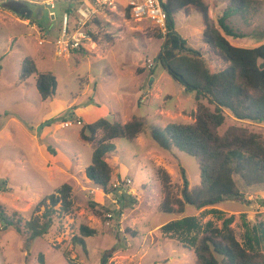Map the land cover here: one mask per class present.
<instances>
[{
    "label": "rangeland",
    "instance_id": "obj_1",
    "mask_svg": "<svg viewBox=\"0 0 264 264\" xmlns=\"http://www.w3.org/2000/svg\"><path fill=\"white\" fill-rule=\"evenodd\" d=\"M53 1L50 8L49 0H0V188H6L0 190V204L11 220H28L44 211V206L34 210L44 196L68 183L72 209L63 214L57 204L48 232L33 239L24 230L17 233L12 226L0 224V264H39V253L44 254L46 264H193V250L160 230L162 224L180 216L158 211L160 189L155 168L166 170L170 193L181 197V168L191 189L199 184L198 166L193 156L175 147L160 148L151 139L149 126L193 122L197 107L194 93L185 92L154 63L162 39L148 19L130 16L123 7L126 0H119L117 9H104L95 16L94 42L85 44L84 54L74 50L57 54L61 13L67 7L74 19L79 3ZM203 1L216 24L229 0ZM21 7L30 8L32 15H20ZM229 21L246 34L243 38L230 37L232 45L254 47L264 42V0H246L244 9ZM201 25V15L191 7L175 15V32L191 47L205 50ZM25 57L34 60L39 72L55 76L52 99L40 98L33 76L19 80ZM148 60L153 63L150 68ZM108 113L120 123L132 117L147 123L145 132L131 142L113 140L115 150L104 156L112 168L105 192L85 174L101 132L90 142L81 139L79 131L86 122ZM225 114L220 133L228 126L240 125L264 137V123L238 120L227 111ZM53 117L56 119L49 126L38 127ZM40 145L49 146L54 154H44ZM235 178L242 198L206 209L234 215L232 227L242 242L244 220L264 221V191L246 186L239 176ZM126 179L128 184L114 186ZM204 209L187 204L182 216L195 215L202 223L213 220L220 226L221 220ZM13 211L17 215H12ZM82 224L94 228L96 234L83 237L80 244L77 236Z\"/></svg>",
    "mask_w": 264,
    "mask_h": 264
},
{
    "label": "trees",
    "instance_id": "obj_2",
    "mask_svg": "<svg viewBox=\"0 0 264 264\" xmlns=\"http://www.w3.org/2000/svg\"><path fill=\"white\" fill-rule=\"evenodd\" d=\"M162 6L167 15V32L165 35L159 31L157 33L162 42L154 63L185 92L194 93L197 107L193 122H170L164 127L151 124L149 133L160 148L171 150L175 147L194 157L199 170V184L189 189V182L181 168L182 195L174 196L169 189V174L162 167L155 168L160 189L158 211L180 216L162 224L160 230L168 238L193 250V264H264L263 220L254 223L244 220L241 242L232 227L234 215L224 216V212L217 208L206 209L224 201L242 198L235 176H239L246 186H257L255 189L264 191L263 135L240 125L228 126L222 133L219 131L226 117L225 111L238 120L264 123V42L254 47H239L226 38L246 37L229 21L244 9L246 0H229L216 24L208 16V5L203 0H162ZM189 7L198 12L203 20L202 41L205 50L191 47L185 38L175 32V15L182 11L186 13ZM125 9L129 13V8ZM64 11L70 14L67 7L62 13ZM74 19L70 17L69 31L74 29ZM85 51L83 47L74 49L80 54ZM216 58L222 61L221 65ZM31 76L40 98L52 99L57 86L55 76L51 72H39L34 60L25 57L20 66L19 80L26 81ZM56 117L45 120L38 127L49 126ZM146 123L138 117L120 123L108 113L83 124L79 136L85 141H94L97 133L101 132L91 155V163L85 168L86 177L103 191L109 190L112 168L104 159L105 154L115 150L113 140L131 142L145 132ZM45 148L49 154H54L49 146ZM0 190L6 191V188ZM57 204H60L61 213L71 211V186L68 183L44 196L34 208L39 211L44 206V211L40 216L33 215L28 220H11L5 207L0 204V224L5 228L12 226L17 233L24 230L31 239L40 237L48 232ZM187 204L197 210L205 208L203 211L221 220V225L217 226L213 220L202 223L195 215L182 216ZM17 213L13 211L11 214ZM95 234L94 228L82 224L77 242L82 244L83 237ZM37 261L46 264L43 253H39Z\"/></svg>",
    "mask_w": 264,
    "mask_h": 264
},
{
    "label": "built area",
    "instance_id": "obj_3",
    "mask_svg": "<svg viewBox=\"0 0 264 264\" xmlns=\"http://www.w3.org/2000/svg\"><path fill=\"white\" fill-rule=\"evenodd\" d=\"M78 6L75 9V22L74 29L69 31L70 17L67 12L61 14L59 21L60 34L56 41L57 54H68L71 50L79 47H84L87 42H94L91 38L93 33L92 21L96 15L101 13L104 9L115 10L117 9L119 0H77ZM122 5V4H121ZM124 8H129V14L133 18H146L157 30L165 35L167 15L162 6V0H126L123 4ZM48 6L54 7V1L49 0ZM126 10V9H125ZM50 16L54 12L49 13ZM42 43V40L40 41ZM148 67L150 68L153 63L148 60ZM68 124L69 122H64ZM80 121H78V124ZM128 184L129 179L117 181L114 186Z\"/></svg>",
    "mask_w": 264,
    "mask_h": 264
},
{
    "label": "water",
    "instance_id": "obj_4",
    "mask_svg": "<svg viewBox=\"0 0 264 264\" xmlns=\"http://www.w3.org/2000/svg\"><path fill=\"white\" fill-rule=\"evenodd\" d=\"M19 14L30 17L32 15V10L30 8L23 7L20 9ZM183 199L185 200V196H183Z\"/></svg>",
    "mask_w": 264,
    "mask_h": 264
},
{
    "label": "crops",
    "instance_id": "obj_5",
    "mask_svg": "<svg viewBox=\"0 0 264 264\" xmlns=\"http://www.w3.org/2000/svg\"><path fill=\"white\" fill-rule=\"evenodd\" d=\"M202 28H204V24L200 26L199 31H200V30L203 31ZM226 38H227L228 41L230 42V40H229L230 37H229V36H226ZM40 149L43 151L44 154H45V153H48V152L46 151V148H45L43 145H40ZM49 158H50V156H49V157L47 156V159H49ZM46 162H47V160H46ZM47 163H48V162H47ZM46 167H48V166L46 165Z\"/></svg>",
    "mask_w": 264,
    "mask_h": 264
},
{
    "label": "flooded vegetation",
    "instance_id": "obj_6",
    "mask_svg": "<svg viewBox=\"0 0 264 264\" xmlns=\"http://www.w3.org/2000/svg\"><path fill=\"white\" fill-rule=\"evenodd\" d=\"M21 8H23V7H21ZM21 8H20V9H21ZM20 9H19V11H20Z\"/></svg>",
    "mask_w": 264,
    "mask_h": 264
}]
</instances>
